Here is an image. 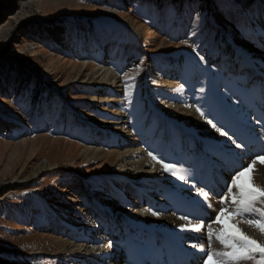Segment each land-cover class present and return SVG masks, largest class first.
<instances>
[{
	"label": "rangeland",
	"instance_id": "rangeland-1",
	"mask_svg": "<svg viewBox=\"0 0 264 264\" xmlns=\"http://www.w3.org/2000/svg\"><path fill=\"white\" fill-rule=\"evenodd\" d=\"M21 1L23 12L17 22L10 8ZM263 25L264 0H0V264H77L79 259L65 253L62 241L87 242L85 238L93 235L82 228L90 225L108 236L105 219L119 211L118 198L106 191L112 181L119 185L114 158L90 162L82 157L92 123L89 116L95 114L91 88L79 79L83 72L77 77L82 51L93 61L85 74L91 76L102 53L122 77L135 137L145 141L147 121L141 114L151 102L157 103L140 94L147 67L166 75L167 61L177 58L184 65L177 72L185 84L190 73L202 82L195 89L197 98L210 112L213 101L225 103L218 91L221 70L216 56L227 52V43L237 49L255 46L264 34ZM75 45L82 51H75ZM252 84L225 85L224 91L248 104L244 114L259 117L249 108L255 102ZM235 128L236 144L245 136L242 128L256 138L249 126L235 122ZM110 150L117 147L110 145ZM153 176L201 203L195 188L180 190L166 179L170 175L148 174ZM193 184L189 180L188 185ZM212 185L203 188L210 190ZM217 206L225 205L215 202L209 209L217 212ZM117 213L115 223L124 232L112 241L120 246L134 228ZM151 234L135 240L142 244V255L154 248L153 243L163 244L162 235L149 240ZM213 246L208 244L211 250ZM166 248L168 264H193L195 259L203 264L180 245ZM153 259L148 256V264H154Z\"/></svg>",
	"mask_w": 264,
	"mask_h": 264
},
{
	"label": "bare ground",
	"instance_id": "bare-ground-1",
	"mask_svg": "<svg viewBox=\"0 0 264 264\" xmlns=\"http://www.w3.org/2000/svg\"><path fill=\"white\" fill-rule=\"evenodd\" d=\"M22 4L23 1L10 8L11 14L17 22L22 16ZM263 37L264 34L257 39L255 46L239 48L240 50L236 48L237 46L227 43V52L224 55L216 56V63L221 70V78L217 82L220 85L218 91L222 92L225 103L223 100L219 103L213 101L217 98H210L213 101L209 105L212 109L210 112L207 111L208 104H202L196 94L198 89L196 87L202 85V82L196 80L190 73L189 83L185 84L183 76L177 72L182 70L184 65L177 58H169L170 61H167L168 63L164 66L166 75L157 72L154 74L147 67V70L144 71V86L140 94H143L146 100L149 98L154 101V98L157 103L151 102L148 111L141 114L147 121L145 141H140L135 137L133 114L126 107L127 101L124 93L126 86L119 73L111 70L109 59L100 53L101 58L97 60V67L95 66L91 76L89 73L85 74L93 67V61L89 62L90 57L82 51V46L75 45V51H82L80 53L82 55L81 70L77 77L83 72L79 79L82 82H87L88 87L91 88L89 98L93 110H95V114L89 116L92 123L85 134L82 157L90 162L114 158L117 168L115 180L119 185L112 181L110 185L106 186V191L114 197L113 199L118 198L121 202L115 203L116 208L119 209L118 213L115 212L113 218L105 219L108 236L98 232L96 225H90L82 228L87 229L93 235L85 236L87 242L76 244L62 241L65 253L79 259L77 264H148V256L154 258V264H160V260L161 264H168L164 259L167 252L164 247L170 245H180L188 252L196 254L203 262L201 253L192 245H204L206 249H209L207 229L205 228L201 232H181L179 225L185 224L187 221L181 220L179 217L190 216L193 223H199L203 218L207 225L210 219H214L216 211H212L202 203L194 202L184 193L167 186L168 183H159L154 176L148 178V174L159 173L164 174L165 177L170 175L166 179L173 181V184L180 187V190H182L181 188L192 189V186L188 185L189 183L185 184L170 173L164 172L161 165L154 162L148 153L152 152L165 163L177 165L182 170L181 174L187 175L189 180L199 188H203L204 184H213L209 188L213 193L210 203L220 202L221 195H228L230 201L226 184L230 182L234 171L246 167L257 155L264 156V146L261 145L264 143L262 136V131L264 132ZM254 70L258 74L254 73ZM240 75H244V79L240 78ZM251 82L253 84L250 86V92L255 102L250 103L251 105L248 107L255 109L259 117H250V115L244 114L243 108L248 104L241 98L232 99L230 91L228 93L224 91L225 85L246 86ZM181 84H185L182 89L180 88ZM211 84L213 83L211 82ZM199 93H202L201 89ZM197 107L205 112L207 120H212L216 128H213L205 118L200 116L196 111ZM223 109H230L231 112L226 114ZM10 122L13 121L10 120ZM235 122L242 127L249 126V130L256 135L255 138L242 128L241 132L245 134L244 138L239 141V144L243 145L242 148L234 147L232 142V136L237 132ZM217 128L223 129L228 133V136L222 135L216 130ZM110 145L116 146L117 150H110ZM202 168L205 169L202 171ZM252 175L257 185L264 186V164L257 162ZM188 194L190 196V193ZM217 208L219 210L220 207L217 206ZM154 211L161 214L154 216L152 215ZM116 213L124 220H128L126 223L130 222L132 229L134 228L129 239L121 243L120 246L113 244L114 241H112L115 235L124 232L117 228L118 225L115 221L118 216L115 215ZM212 226L213 228L219 227ZM239 227L257 241L264 240V234H261L258 229L244 223H241ZM76 229L78 230V228ZM138 230L140 231L138 232ZM148 232L152 233L149 240L162 235L163 244L153 243L154 248L150 251L146 249L147 254L142 255L139 249L142 244L139 245L135 240L139 241L144 238V234ZM73 234V236H78L74 230ZM109 242H111L110 247L107 246ZM212 244L214 245L212 250L220 251L223 248L214 239ZM258 259L259 257H257ZM174 264L183 263L175 261ZM251 264H256V261H252Z\"/></svg>",
	"mask_w": 264,
	"mask_h": 264
},
{
	"label": "snow or ice",
	"instance_id": "snow-or-ice-1",
	"mask_svg": "<svg viewBox=\"0 0 264 264\" xmlns=\"http://www.w3.org/2000/svg\"><path fill=\"white\" fill-rule=\"evenodd\" d=\"M182 43L186 44L187 41H182ZM200 59L203 60L204 58L200 57ZM183 87L184 85L181 84L180 88L182 89ZM196 111L207 120L205 112L200 107H197ZM207 122L213 128H216L212 120H207ZM216 130L221 132L222 135L228 136V133L223 129L217 128ZM229 139L232 138L229 137ZM232 142L237 148L243 147L242 144H236L235 140ZM148 155L154 162L161 165L164 172L170 173L180 181L189 183V177L181 174L182 170L177 165L165 163L152 152H149ZM257 162L264 164V156L257 155L246 167H241L240 170L234 171L230 182L226 184L227 192L230 194V201L228 195H221L220 203L225 206L219 208L214 219H210L207 225H205L203 218L200 219L199 223H192L190 216L179 217V219L187 221V223L179 225L181 232H201L206 228L209 245L214 239L223 246L222 250L216 251L206 249L204 245L197 246L193 244L192 247L201 253L203 264H251L252 261H256V264H264V240L257 241L239 227L241 223H244L264 234V207H258V205L264 204V186L257 185L252 175ZM192 187L195 188L197 197L200 198L202 205L210 208V200L213 193L204 188H196L195 184ZM229 202L232 205L231 208L226 206ZM160 214L157 211L152 212L154 216H159ZM212 225L219 227L213 228ZM107 246L110 247L111 242ZM257 257H259L258 260Z\"/></svg>",
	"mask_w": 264,
	"mask_h": 264
}]
</instances>
